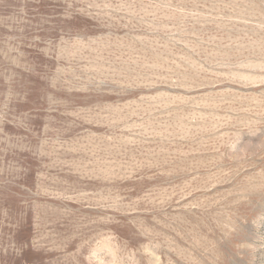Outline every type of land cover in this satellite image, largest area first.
Segmentation results:
<instances>
[{
	"label": "rangeland",
	"instance_id": "rangeland-1",
	"mask_svg": "<svg viewBox=\"0 0 264 264\" xmlns=\"http://www.w3.org/2000/svg\"><path fill=\"white\" fill-rule=\"evenodd\" d=\"M0 264H264V0H0Z\"/></svg>",
	"mask_w": 264,
	"mask_h": 264
}]
</instances>
